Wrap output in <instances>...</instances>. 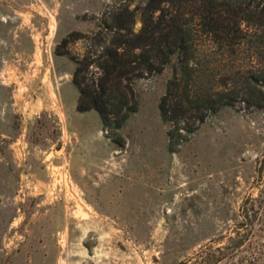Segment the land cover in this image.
I'll use <instances>...</instances> for the list:
<instances>
[{
	"label": "rangeland",
	"instance_id": "obj_1",
	"mask_svg": "<svg viewBox=\"0 0 264 264\" xmlns=\"http://www.w3.org/2000/svg\"><path fill=\"white\" fill-rule=\"evenodd\" d=\"M241 2L249 11L264 7V0ZM196 11L194 0H0V264L264 258L261 226L241 248L228 239L243 202L262 199L264 109L223 107L194 133L184 119L173 139L161 116L180 71L178 53L162 64L171 25L189 29ZM208 39L194 53L200 67L210 59L218 68L222 50L210 52ZM132 47L162 72L110 82L122 112L132 100L138 109L123 129L109 130L97 111L78 110L73 60L84 64V87L97 89L107 51Z\"/></svg>",
	"mask_w": 264,
	"mask_h": 264
},
{
	"label": "trees",
	"instance_id": "obj_2",
	"mask_svg": "<svg viewBox=\"0 0 264 264\" xmlns=\"http://www.w3.org/2000/svg\"><path fill=\"white\" fill-rule=\"evenodd\" d=\"M194 1L197 7L195 23L186 30L176 26L178 22L171 25L172 34L167 39L170 42L169 52L162 62L165 66L170 62V57L178 53L180 71L175 68L167 93L160 103L163 121L170 125L171 139L183 129L180 124L184 119H190L194 127L188 131L194 133L196 124H202L209 114L216 113L223 107L244 103L247 108L264 109V7L260 10L254 7L253 11H249V7H245L241 0H224L223 4L219 0ZM219 6L225 8L227 16H222ZM241 23L246 24V29L242 28ZM204 36L209 37L207 41H210V52L215 51L212 45L222 50V66L214 68L208 59V65L200 67V60L194 52ZM106 57L107 61L97 66L104 71L97 89L84 87L80 78L84 64L73 60L76 64L73 83L80 94L78 110L83 113L97 111L106 129L116 128L120 131L138 108L132 100L134 105H128L126 112H122L125 104L113 102L110 96L115 92L108 88L110 82L117 78L131 81L130 74L142 78L144 75L161 73L162 68L155 67L148 54H135L133 47L129 53L124 54L118 49L108 50ZM136 62L144 65L143 70H136V74L125 70ZM94 63L95 61H89L86 69ZM206 79L209 81L206 82ZM240 95L243 96L242 99ZM117 107H120L119 112L114 111ZM113 115H118L117 120H114ZM262 176L260 168L259 177ZM261 197L262 199L248 198L241 206V221L236 232L228 238L239 248L252 238L258 226L264 230V191ZM255 264H264V258L258 259Z\"/></svg>",
	"mask_w": 264,
	"mask_h": 264
}]
</instances>
